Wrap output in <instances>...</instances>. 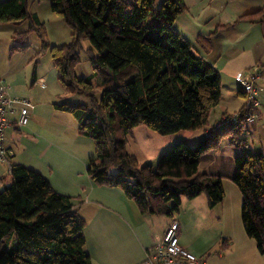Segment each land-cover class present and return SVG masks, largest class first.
<instances>
[{"label":"trees","instance_id":"obj_1","mask_svg":"<svg viewBox=\"0 0 264 264\" xmlns=\"http://www.w3.org/2000/svg\"><path fill=\"white\" fill-rule=\"evenodd\" d=\"M29 1H1L0 22H28L29 30L15 37L25 39L28 32L38 31L63 88L87 98L77 104L60 98L54 107L70 114L78 134L93 141L95 154L87 165L92 181L121 189L141 214L158 217H173L182 198L202 193L210 207L221 203V178L202 172L200 161L218 151L224 140L235 147L246 144L240 135L248 130V110L243 105L235 115L223 114L210 125L211 112L222 98L221 79L201 51L174 29L177 18L188 11L185 1L51 0V10L71 31V41L61 46L45 42L44 24L28 10ZM218 32L198 35L199 48L210 52ZM84 39L91 44L87 49ZM82 61L104 74L99 97L89 80L75 74ZM141 125L161 135L203 133L194 146L179 140L156 165H142L126 149ZM234 165L231 179L242 194L243 229L264 254V153L238 154ZM10 179L11 185L0 191V264H92L78 199L58 194L40 173L18 162L11 163Z\"/></svg>","mask_w":264,"mask_h":264},{"label":"rangeland","instance_id":"obj_2","mask_svg":"<svg viewBox=\"0 0 264 264\" xmlns=\"http://www.w3.org/2000/svg\"><path fill=\"white\" fill-rule=\"evenodd\" d=\"M222 1L225 2L227 0H220V2ZM228 1L235 5V1ZM253 1L248 0V3L253 5L264 0ZM28 10L37 14L40 21L44 24L46 43L51 46H61L71 41L70 28L64 18L51 10V0H30ZM229 10L225 9L205 15V18L213 17L210 27L190 24L186 19L190 20L191 15L185 13L178 17L174 29L184 35L187 42H195V47L201 51L205 61L215 63V68L220 72L225 102H234L233 106H239L243 101L245 105L246 96L239 89L241 85L233 79L232 75L237 70L250 74L254 69H260V66L259 68L258 66H248L259 61L261 58L259 54L264 53V24H254L249 20L246 21V18L239 20L240 15L245 13L242 9L235 8L231 12ZM225 25L231 26L224 27ZM216 29H219V32L212 37V47L210 52L207 53L199 48L195 39L198 35L207 36ZM28 30V22L21 24L0 22V72L8 75V79L5 82L9 84L10 88L18 85L25 91L38 89V87L44 88L48 85L50 90L59 93L65 92L57 70L53 65L50 49H43V42L39 32L30 31L25 39L15 37L16 32ZM82 46L87 49L91 44L87 39H84ZM81 56H86L85 51H81ZM261 70L262 78L257 80L256 87L257 84L263 85V89L261 92L258 89L256 97L261 104L259 106L261 107L260 113L262 116L258 115L256 111L259 108L258 106L253 113V120L248 123L250 128L244 130L240 135V139L244 140L246 144L235 147L228 140H224L218 151L206 154L200 161V170L202 172L221 178L225 194L224 200L218 205L210 207L205 193L194 199L182 198L178 210L173 212V217H166L172 218L171 221L175 219L180 223L184 230L181 238L196 244L197 250L202 252L200 254H205L203 256L207 258L216 255V250L213 251L212 249L215 246L214 238L218 234L225 230L236 232L237 226H242V194L231 179L235 172V156L245 153H264V69L261 68ZM35 72L40 76V81L39 79L35 81ZM75 74L78 78L89 80L97 90L104 77L103 72L98 71L96 73L87 61H82L77 66ZM240 92L244 95L242 96ZM21 96L24 99L28 98L23 94ZM97 97H99V90ZM63 99H68L73 104L87 102V98L79 94H69ZM220 106L219 110H221ZM237 111L227 113V115H235ZM214 113L210 115V124L216 117ZM253 124L258 125L259 134L252 133V130L255 129L252 127ZM188 133L191 135L187 139L188 143L194 146L198 140L192 136V132L181 131L172 135H161L145 125H141L136 127L133 135L128 138L126 149L138 159L140 164L156 165L160 155L167 152L174 143L184 140L183 138L186 139L187 137L185 136ZM94 154L95 147L93 146ZM3 166H0V173L5 174L6 170ZM10 185L11 182L9 180L4 182L2 187H0V191Z\"/></svg>","mask_w":264,"mask_h":264},{"label":"crops","instance_id":"obj_3","mask_svg":"<svg viewBox=\"0 0 264 264\" xmlns=\"http://www.w3.org/2000/svg\"><path fill=\"white\" fill-rule=\"evenodd\" d=\"M184 1L188 8L187 14L191 15L190 20H186L195 26L210 27L213 17L205 18V15L225 9H230L229 12H231L235 8L245 11L239 19L256 13L246 21L264 24V1L253 5H250L248 0H232L235 1V5L228 0L225 2L220 0ZM158 2L161 3L162 0ZM182 37L185 39L184 35ZM194 43L190 44L195 46ZM259 57H261L259 61L251 63L248 67L258 66L259 68L264 61V53L259 54ZM209 64L217 71L215 63ZM217 72L220 75V72ZM242 72L237 70L232 75L237 83L236 77L245 73ZM7 76L0 72V79L8 87L9 95L20 98L23 97L21 94L26 95L28 98L25 99L33 104L29 122L24 126L16 123V115L7 116L9 124L5 129V146L11 153V163L18 162L40 173L58 194L78 199L76 208L86 221L83 230L85 250L92 264H143L147 252L162 239L165 229L175 219L171 221L172 218L165 216L141 214L135 203L127 198L121 189L99 186L92 181L87 172V165L89 158L93 155V141L78 134L77 122L70 114L58 111L54 107L60 98L69 95L65 89V92L59 93L50 90L46 84L44 88L37 86L38 89L31 91L22 90V87L18 85L10 88L5 82L8 79ZM34 79L35 81L41 79L37 72ZM262 86L257 84L259 92L262 91ZM221 88V102L211 112V114L215 112L216 117L210 125L220 120L223 114L235 112L244 105V101L239 106H233L234 102H225L223 87ZM260 106L255 110L262 116ZM252 127L255 128L251 129L252 133L259 134L258 125L253 124ZM202 133L201 130L191 134L199 138ZM190 136L188 133L185 137L189 139ZM3 165L5 164H0V166ZM3 167L6 173H0V187L4 182L11 180L8 167ZM178 224L180 244L194 255L203 257L207 264H264V254L258 251L255 241L245 234L241 225L237 226L236 232L225 230L218 234L214 238L215 246L212 249L216 250V255L207 258L203 256L205 254H200L202 252L197 250L196 244L181 238L184 230L180 223ZM223 240L227 241L225 248L221 247Z\"/></svg>","mask_w":264,"mask_h":264},{"label":"built area","instance_id":"obj_4","mask_svg":"<svg viewBox=\"0 0 264 264\" xmlns=\"http://www.w3.org/2000/svg\"><path fill=\"white\" fill-rule=\"evenodd\" d=\"M262 78V70L254 69L253 72L244 73L236 77L241 85V90L246 96L247 121L253 120L254 110L260 105L256 81ZM44 85V84H43ZM33 104L27 99L12 97L8 93V87L0 79V164H5L10 171L11 153L5 146V129L9 124L8 115H16V123L24 126L29 122V116ZM179 224L172 221L165 229L162 239L155 243L147 252L143 264H207L203 257H198L184 248L178 237Z\"/></svg>","mask_w":264,"mask_h":264}]
</instances>
